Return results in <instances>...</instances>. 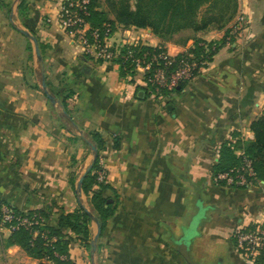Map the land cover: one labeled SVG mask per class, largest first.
Instances as JSON below:
<instances>
[{"label":"crops","instance_id":"0c3cea01","mask_svg":"<svg viewBox=\"0 0 264 264\" xmlns=\"http://www.w3.org/2000/svg\"><path fill=\"white\" fill-rule=\"evenodd\" d=\"M61 1L31 0L22 16L0 0V199L24 211L51 209V222L79 205L92 211L78 182L91 162L90 132L98 131L106 142L104 194L117 199L116 211L96 248L93 220L91 247L70 244L74 264H264L246 258L235 235L242 225L264 223V179L236 188L216 177L264 115V0H238L247 20L241 32H231L212 61L171 94L85 56L57 23ZM14 19L36 36L42 60ZM234 22L187 30L183 40H163L150 28L132 38L177 55L194 37L223 41ZM126 35L118 26L116 40ZM44 75L56 104L43 90ZM11 234L0 225V264H39L35 252L9 242Z\"/></svg>","mask_w":264,"mask_h":264},{"label":"trees","instance_id":"16d2710c","mask_svg":"<svg viewBox=\"0 0 264 264\" xmlns=\"http://www.w3.org/2000/svg\"><path fill=\"white\" fill-rule=\"evenodd\" d=\"M90 1L92 26L110 23L114 27L150 28L163 40H168L174 34L187 30L198 33L211 28L222 29L238 13V0H135L134 5H132L131 0H102L110 8L109 11L103 9L100 4L101 0ZM28 5L27 0H21L19 9L22 16L26 15ZM109 12L113 13L114 17H110ZM230 35L231 29L228 30L223 41H206L194 37V44L189 48V51L194 53L200 61L210 63L225 43L227 36ZM161 47L166 49L163 44ZM30 49L32 50V46H30ZM129 50L141 53L145 50H153V47L141 45L140 43L130 47L124 46L122 54L127 53ZM183 55L184 53H180L178 57ZM117 61L120 64L119 68L122 75H128L129 71H133L130 62L123 63L121 58ZM64 105L67 106L65 102ZM251 130L254 138L244 142L238 149H242L244 154L253 160L254 167L261 180L264 179V115L253 121ZM86 145L89 149L91 145H96L99 155L84 179L82 190L90 197L92 213L98 217L103 230L108 220L114 215L117 205L116 198L104 194L105 189L110 186L107 183V177L104 180L98 179L97 171L102 167L100 153L106 148V142L100 132L92 131ZM115 146L119 147L117 138ZM230 154L228 161L221 163L217 173L241 163L242 156L236 155L234 150ZM0 204L8 203L0 199ZM8 205L20 218L40 217L43 220L30 228L21 227L13 231L9 238L11 244L22 245L35 252L40 261L39 264H74L69 252L70 244L74 241H79L87 247H91L90 225L92 218L83 205H79L72 212L62 211L55 222L50 221L51 209L49 211H24L10 204ZM0 225H2L1 220ZM35 230H38L37 235H34ZM55 252L67 255L68 259L61 260L55 255ZM258 261L264 263V252L259 255Z\"/></svg>","mask_w":264,"mask_h":264},{"label":"built area","instance_id":"2783aa9c","mask_svg":"<svg viewBox=\"0 0 264 264\" xmlns=\"http://www.w3.org/2000/svg\"><path fill=\"white\" fill-rule=\"evenodd\" d=\"M90 0H62L59 4L57 23L82 48L83 54L96 61L109 62L119 66L118 59L123 63L130 62L133 66V74L139 84L146 88H152L156 93L171 94L184 84L191 81L209 63L200 61L194 53L187 49L183 56L170 54L161 46H152L139 39L132 38V34L139 28H124L127 35L122 40H116L118 26L110 23L101 26H92L90 16ZM245 21L240 16L238 22ZM141 36H144L141 33ZM141 44L153 47V50H145L135 53L129 50L122 54L124 46ZM242 161L232 168L217 173V179L230 187H251L260 181L254 167L253 160L242 151ZM101 169L97 171L98 179L104 180L107 171L103 160L100 161ZM0 220L2 225L11 232L21 227L30 228L41 223L40 217L16 216L14 210L8 204H0ZM264 223L258 222L242 225L236 230L237 245L244 256L252 261L264 252ZM38 230L34 231V235ZM61 260H67L68 256L55 252Z\"/></svg>","mask_w":264,"mask_h":264},{"label":"water","instance_id":"95a60500","mask_svg":"<svg viewBox=\"0 0 264 264\" xmlns=\"http://www.w3.org/2000/svg\"><path fill=\"white\" fill-rule=\"evenodd\" d=\"M15 26L20 30L21 33H23L24 35H26V36H28L29 38L32 39L33 44H34V48H35V51H36V54H37L38 58L40 60H42V54H41V51H40L39 41L36 38V36L30 34L27 30H25L20 25H15ZM42 87H43V90H44L45 94L47 95V97L54 104H56L57 100L54 97V95L50 92V90L48 89V85H47V82H46V76L45 75L43 76ZM91 150H92V159H91V162H90L88 168L85 170L84 174L81 176V178L79 179V182H78V189H79L80 192H82V184L84 182L85 177L87 176V174L89 173V171L91 170V168L93 167V165L95 164V162H96V160L98 158V155H99V151H98V148H97L96 145H92L91 146ZM86 211L89 213V215L91 216L92 220L96 223V226H97V231H96V234H95V236L93 238V241H92L93 247L96 248V243L98 241L99 236L102 233L101 223H100L98 217L94 213H92L91 210H89V209L86 208ZM188 247H189L188 246V239H184L182 242H180V251L186 257H188Z\"/></svg>","mask_w":264,"mask_h":264},{"label":"rangeland","instance_id":"374dc122","mask_svg":"<svg viewBox=\"0 0 264 264\" xmlns=\"http://www.w3.org/2000/svg\"><path fill=\"white\" fill-rule=\"evenodd\" d=\"M20 2H21V0H7V7L9 8L10 7V5H12L14 8H12V9H14V10H16L17 9V11H18V13H19V15H20V9L18 8V6H19V4H20ZM27 2H28V4H29V2H31V0H27ZM131 3H132V5H134L133 3H135V0H131ZM100 4H101V6L103 7V9H105V10H107V11H109V7L107 6V4H105L104 3V1H100ZM18 5V6H17ZM8 10H10V9H8ZM238 14V13H237ZM236 14V16H235V22L233 23V26L231 27V32L232 33H234V35L235 34H238V33H240L241 32V30L243 29V26H244V24L246 23V16H245V14L244 13H240V14H238L237 15ZM109 15H110V17H114V14L113 13H111V12H109ZM240 16H242V17H244L245 18V21H243V23L242 22H238V19H239V17ZM14 21L16 22V24L15 25H21L20 24V21L18 20V19H14ZM3 22H8L7 21V19L6 18H4V20H3ZM22 26V25H21ZM188 32H190V30H188ZM115 36H116V34H115ZM187 36V33H186V31H183V32H180V33H176V34H174L173 35V37L175 38V39H177V40H183V38H185ZM116 39V38H115ZM14 46H15V48L16 49H18V50H22V51H24V47H25V44H24V42H22L21 40H17L16 38H14ZM32 44H33V42H32ZM34 50H35V48H34ZM36 52V51H35ZM37 55V54H36ZM25 56V53L23 54V58H25L24 57ZM129 74H133V71H129ZM90 150V149H89ZM90 156H91V159H92V154L90 153ZM100 161H101V159H100ZM257 259H258V257H257Z\"/></svg>","mask_w":264,"mask_h":264}]
</instances>
